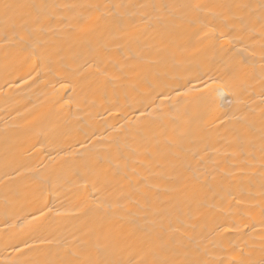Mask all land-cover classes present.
Segmentation results:
<instances>
[{
    "label": "bare ground",
    "instance_id": "6f19581e",
    "mask_svg": "<svg viewBox=\"0 0 264 264\" xmlns=\"http://www.w3.org/2000/svg\"><path fill=\"white\" fill-rule=\"evenodd\" d=\"M0 264H264V0H0Z\"/></svg>",
    "mask_w": 264,
    "mask_h": 264
}]
</instances>
